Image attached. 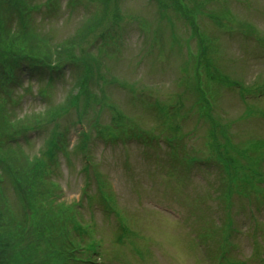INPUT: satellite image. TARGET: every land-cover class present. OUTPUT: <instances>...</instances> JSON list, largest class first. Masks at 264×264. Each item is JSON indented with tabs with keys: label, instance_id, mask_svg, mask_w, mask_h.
<instances>
[{
	"label": "rangeland",
	"instance_id": "rangeland-1",
	"mask_svg": "<svg viewBox=\"0 0 264 264\" xmlns=\"http://www.w3.org/2000/svg\"><path fill=\"white\" fill-rule=\"evenodd\" d=\"M40 1L43 0H33V4L42 5ZM117 1V13H121V17H125L123 22L131 27H125L119 33L120 39L124 41L120 43L122 53L116 57L114 54H109L107 58H103V61L111 67L112 73L126 88L113 86L109 90L108 103L116 105L136 119L139 116L140 125L133 123L128 134L145 132L161 138L172 136L180 139L189 135L197 126V139L201 140L197 147L191 144L192 146L187 149L189 152L184 153V178L182 182H177L178 170L175 162L172 163L170 158L178 155L179 146H174L177 153H173V149L165 143L156 145L157 138L152 146L130 140L115 141L117 128L123 126V123L118 122L117 113L109 107H103L99 112V129L103 138L98 136L95 138L103 139L104 142H95L87 150L84 159L73 157L70 164L60 154L58 173L48 171L41 179L34 170L28 173L29 176L33 175L39 180L41 189L47 191L53 200H42L36 205L32 202L28 203L25 197L28 215L24 226H29L31 230L43 226V223L40 224L37 220L41 218L37 214H41L42 210H46L48 214L51 212L54 216L67 213L68 221L63 230L71 241L70 246H77L74 230L80 219L70 206L71 203L80 202L83 204L81 211L86 222L92 226L91 221H94L96 239L92 241L102 244V249H99L101 255L94 259L95 262L228 264L231 262L226 257L221 262V251L215 242L220 239L223 243L230 239V243L236 245L230 249V258L244 261L246 264H264V253L262 254L264 207L261 205L264 204V199L260 200L264 197V184L261 185L262 182L255 172L251 169L241 170L231 184L235 191L244 194V200H240L237 204V207H245L246 211L241 212L242 216L235 215V210L225 207L223 211L219 208L215 196L220 187L225 188L220 183L221 171L216 168L199 169L198 165L193 163L195 159L206 160L205 136L209 124L201 121L198 126L196 119L194 121L180 119L176 125L179 129L170 133L168 126L156 127L157 121L148 118L137 105L127 106L131 96L128 92L129 88L146 89L165 104V109L172 116L175 117L177 111V116L181 117L185 111L197 110V89L198 82H201L205 91L218 90L222 94L221 103L214 112L220 123L235 121L237 127L232 129L234 133L241 132L243 137L246 136L248 141L253 143L264 140V119L260 116L264 110V84H262L264 47L259 43L264 39V0H200L204 5L201 11L204 15L199 14L196 20L201 35L214 38L220 51L219 57H216V53L219 52L217 49L212 51L214 55L210 52L212 66L215 67L212 68L211 73L215 75L217 69L220 75L232 82L246 85L241 91L243 94H248L246 98L242 97L239 86L233 84L232 88L223 87L220 83L223 80L212 79L205 67L197 69V65L200 64L197 62L201 57L199 36H194V32L178 13L167 11V15L176 22L175 28L169 16L160 14L162 12L160 5L155 0ZM185 3L189 8L193 6L188 0H185ZM60 4L61 9L58 12L49 11L42 6L32 14L34 26L42 29L44 35H47L53 43L69 40L80 31L86 33L82 28L99 7L95 0L94 3L92 0H82L81 4L71 9L67 8V0H60ZM209 14L219 16V24L214 22ZM227 16L230 22L226 19ZM127 17L134 19L128 20ZM139 18L143 19L144 25ZM163 20L166 22V29ZM109 27H111L110 32L114 33L113 21L110 22ZM158 29L161 31L156 33ZM131 31L133 32L130 33ZM190 33H193L191 38L188 36ZM88 41L94 44V54L97 55L102 49L101 41H96L93 35ZM113 48L109 50L114 51ZM44 52L52 53L48 50ZM148 52L152 54L151 57L146 56ZM58 54L62 55L63 52L58 51ZM140 56L145 58L144 63L140 64ZM257 83L259 85L255 87ZM70 91L71 86L67 84L58 83L53 87L39 80L30 85L25 84L24 88L16 92L15 98H19V105L15 109L14 116L16 119L28 118V120L11 124V127L13 129L29 127L38 120L43 121L60 114L62 104L65 103ZM244 98L254 105L253 108L244 102ZM54 106L55 108L50 109ZM184 107L186 110L183 109ZM56 111L59 112L54 115ZM194 114L196 115L197 111ZM65 115L67 112L61 118ZM133 127L136 128V132ZM76 128L79 130L82 126L76 125ZM28 131L26 129L23 133ZM92 133L96 134L95 131ZM48 135V130L27 135L31 141L25 142L22 146L24 153L27 156L38 155ZM118 137L123 140L129 138L127 135ZM174 141L179 144L181 139ZM67 143L71 144V149L77 144L74 132L67 137ZM194 149H197L196 152L193 151ZM86 159H89V163L85 162ZM91 166H97L100 173L98 177L102 175L114 191L116 204L113 207L117 208L116 211L102 202V199H95L100 192L98 184L92 180L94 175L87 170ZM7 178L9 181L1 184V187L10 205L6 204L4 196L0 194V197L6 204V210L13 212L9 213L8 210L6 213L12 221V224L8 223L9 233L13 234L12 226L22 220L18 206L21 198L19 188L10 183L14 177L8 175ZM20 182L24 193V183L22 180ZM54 183H59V187L54 189L52 187ZM32 186H35V183H32ZM85 191L90 197H94L91 202L84 196ZM92 203L95 209L89 210ZM259 207L261 208L258 211ZM186 217L192 221V229L187 230L188 225L180 222ZM230 219L235 222L233 227L237 230L227 229L224 222ZM219 222L224 224V227L218 228ZM7 228L0 221V236L1 231ZM195 229L206 236V240H211L207 251L205 247H195L194 238L197 234ZM122 233L127 237H122ZM10 234H5L4 237ZM18 236L21 238L16 239ZM14 239L12 243L7 241L6 243L12 248L10 254H14L22 264H49L50 260L55 264H64L67 261L80 264L74 262V259H78V253L68 251L65 246L61 245L58 251L51 244H46L45 240L35 242L31 236L19 231H15Z\"/></svg>",
	"mask_w": 264,
	"mask_h": 264
},
{
	"label": "trees",
	"instance_id": "trees-1",
	"mask_svg": "<svg viewBox=\"0 0 264 264\" xmlns=\"http://www.w3.org/2000/svg\"><path fill=\"white\" fill-rule=\"evenodd\" d=\"M9 2L10 0H0V2ZM29 32L21 35L20 33L10 32V30L6 27L5 21L3 17L0 15V73L1 74H9L12 78L17 82V77L15 73H13L14 69H21L22 72L30 71H38L41 75H44V70L47 68V65H43L39 63L36 57H39L40 54H43L49 58H52L51 53L39 52V48L36 42H33L34 39H31L29 36ZM73 44V43H70ZM47 46L44 44L43 50ZM71 47V46H69ZM68 47H62L61 51L64 53L68 49ZM63 58V57H61ZM60 56L57 58L61 59ZM7 83H10L9 79H5L0 82V87H4ZM15 85V84H12ZM77 100L73 98V100H69L66 105H64L61 110L67 109L69 105L74 106V102ZM78 108V119L81 120L82 117V108L76 106ZM77 108H75L77 110ZM60 111V109H59ZM59 111H56L54 115H56ZM40 118V117H39ZM50 118V117H49ZM47 118L46 120H48ZM209 119V118H208ZM43 120V121H46ZM38 120V122H43ZM24 128V127H23ZM22 134L21 128L13 129L11 127V123L4 125L0 121V194L4 196V191L1 187L6 181H9L7 176L11 175L14 178L11 179L10 183L16 185L20 193H23L24 189L22 187L21 180L24 183L25 187V196L29 202L35 203L36 205L42 200H46L45 190L41 189V184L37 178H34L33 175L29 176V172L34 170V165L36 164L37 159L30 161L21 153H18L15 148L12 146L14 143L15 136ZM17 138V137H16ZM19 154V155H18ZM9 159V161H8ZM32 183H35V186H32ZM23 191H22V189ZM6 202V198H4ZM8 210H6V204L3 202V199L0 197V221L3 222V226H7V229L1 231L0 236V264H22L19 262L17 257L14 254H10L11 246L6 243H12L14 239L15 231H19V233H23L25 235L31 236V238L35 239V242H39L41 240H45L46 244H51L58 251L61 249L62 240L59 236L64 234V231L60 229L57 222L59 218L63 216L56 215L54 216L51 212L47 213L46 210H42L41 214H37L41 218H38L40 224L43 223V226H39L34 229H30L29 226H24V221L27 218L28 210L25 212L24 217L21 221L17 222L14 226H12L13 234L9 233V225L12 224L9 216L6 214ZM11 211H9L10 213ZM7 221V222H6ZM26 224V222H25ZM20 227V228H18ZM5 234H10L8 237H4ZM21 238L18 236L16 239ZM71 242L68 243L65 241V248L70 252H76L79 249V245L71 247ZM62 262V261H61ZM70 261L65 262L64 264H70ZM49 264H55L52 260L49 261ZM62 264V263H57Z\"/></svg>",
	"mask_w": 264,
	"mask_h": 264
}]
</instances>
